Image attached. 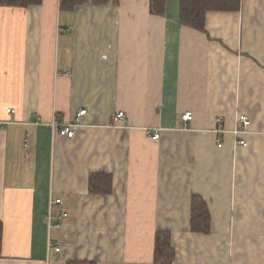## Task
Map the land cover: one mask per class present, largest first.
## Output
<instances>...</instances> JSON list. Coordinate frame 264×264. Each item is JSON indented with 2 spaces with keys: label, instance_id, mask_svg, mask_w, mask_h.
Instances as JSON below:
<instances>
[{
  "label": "crops",
  "instance_id": "1",
  "mask_svg": "<svg viewBox=\"0 0 264 264\" xmlns=\"http://www.w3.org/2000/svg\"><path fill=\"white\" fill-rule=\"evenodd\" d=\"M148 2L0 6V264H155L159 229L170 264H264V0L203 30L178 22L180 0ZM95 171L110 193H89ZM193 194L208 233L190 230Z\"/></svg>",
  "mask_w": 264,
  "mask_h": 264
},
{
  "label": "trees",
  "instance_id": "2",
  "mask_svg": "<svg viewBox=\"0 0 264 264\" xmlns=\"http://www.w3.org/2000/svg\"><path fill=\"white\" fill-rule=\"evenodd\" d=\"M42 0H0V6L27 7L38 5ZM87 1L95 5H103L110 0H59V9L72 11L76 6ZM116 2V0H114ZM165 0H149V11L155 15L164 14ZM240 0H180L178 22L197 30L205 27V17L208 11H237ZM88 191L94 194H108L112 191V177L108 173L95 171L89 175ZM210 214L205 200L193 194L190 198V230L208 233L210 231ZM0 223V239H1ZM169 230H156L154 236L153 262L155 264H170L174 258Z\"/></svg>",
  "mask_w": 264,
  "mask_h": 264
},
{
  "label": "built area",
  "instance_id": "3",
  "mask_svg": "<svg viewBox=\"0 0 264 264\" xmlns=\"http://www.w3.org/2000/svg\"><path fill=\"white\" fill-rule=\"evenodd\" d=\"M8 112H13L12 109H8ZM86 109L85 108H81L77 111L76 113V118H79L81 115L85 114ZM124 115V112L119 110L117 112V114H114L112 116V122L114 124L117 123V121ZM192 117L191 112L189 111H185L181 118L184 121H188L190 120ZM238 120L243 124L246 125L247 119L243 116H240L238 118ZM49 126H51L52 128H57L58 129V133L62 136H66V137H72L73 136V132H74V126L77 125V123L75 121L72 122H65V123H60L58 122L57 119H53L51 120L49 123ZM144 130L146 132V134L148 136L151 137V139L157 140L160 137V133L162 131V128H152V127H144ZM242 145H246L245 141L240 142ZM218 146H221V143L217 144ZM61 203V198H55L50 200L49 202V206H48V210L46 212V214L44 215V221L47 225L48 230L53 229V228H59L61 226L62 220L66 217V213L64 212H58V213H53L52 211V204H59ZM47 250H53L54 252L59 251L60 250V246L59 243L57 242H48L47 244Z\"/></svg>",
  "mask_w": 264,
  "mask_h": 264
}]
</instances>
